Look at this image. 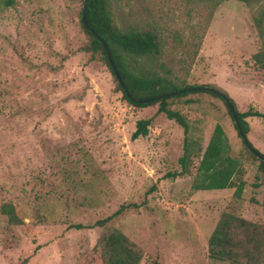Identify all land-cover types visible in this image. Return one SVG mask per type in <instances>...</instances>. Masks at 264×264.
<instances>
[{
  "label": "rangeland",
  "instance_id": "rangeland-1",
  "mask_svg": "<svg viewBox=\"0 0 264 264\" xmlns=\"http://www.w3.org/2000/svg\"><path fill=\"white\" fill-rule=\"evenodd\" d=\"M81 0H14L0 5V203L23 218L0 212V264H99L101 226H88L120 205L112 220L143 248L138 264H236L209 256L208 241L221 214L232 210L264 222L258 160L237 133L225 101L206 90L169 99L189 122L193 145L205 147L216 123L246 183L192 188L199 155L181 169L184 130L159 103L128 101L99 54L81 49L88 39ZM111 0L121 27L158 35L159 51L146 68L180 85L225 88L239 110L264 111V68L252 55L261 48L253 20L256 5L221 0ZM149 131L132 138L136 119ZM248 138L264 151V117L247 116ZM74 223L86 226L76 227Z\"/></svg>",
  "mask_w": 264,
  "mask_h": 264
},
{
  "label": "trees",
  "instance_id": "trees-1",
  "mask_svg": "<svg viewBox=\"0 0 264 264\" xmlns=\"http://www.w3.org/2000/svg\"><path fill=\"white\" fill-rule=\"evenodd\" d=\"M212 12L216 9L221 0H209ZM248 5H256L253 13V20L258 35L261 39V48L252 57L259 68H264V0H240ZM14 0H0V5L13 4ZM80 22L88 35V39L81 45V49L89 52L90 58L99 54L115 76L113 68L106 56L104 41L110 49V55L114 65L121 75L125 87L120 83L117 76L118 87L123 91L124 97L140 106L152 103H159V110L164 111L170 118L183 126L184 130V152L180 156L181 169L171 174L189 173L191 171L192 158L199 155V163L193 177L192 188H227L235 187L233 194L240 196L245 186L243 175L246 171L245 165L239 156L233 155L232 146L228 136L220 123H216L205 147L194 146L190 139L189 122L187 117L179 110L170 106L169 99L186 95L192 91L206 90L221 97L228 106L232 117L233 113L228 105L226 97L235 106L239 121L235 123L237 133L243 140L247 151L258 160L259 184L262 188V201L264 205V151L256 147L248 138L249 123L247 116L258 115L264 117V111L254 106L246 110H239L235 99L229 92L218 85L206 82L180 85L177 79L166 73H159L154 69L146 68L143 59L153 52L159 51L158 35L150 30L140 29L138 25L130 24L121 27L111 9V0H87L85 12L83 13L81 0ZM84 17L87 23L84 21ZM94 29V31L91 30ZM194 87V88H193ZM210 87L221 91L218 93ZM184 89L177 94H161ZM157 96V97H154ZM154 97L151 100L142 102L141 98ZM151 118L136 119L135 128L131 137L144 136L149 131ZM251 147H249V145ZM120 205L113 213L98 218L88 226H101L102 230L97 239V259L99 264H138L143 255V248L128 236L123 230L115 226L112 220L124 209ZM0 212L6 215L7 220L13 224H20L23 218L16 212L14 204L10 201L0 203ZM76 227L86 226L83 223H74ZM209 256L215 259L228 260L236 264H264V222L254 221L245 218L232 210L222 212L215 228L208 241ZM18 264H26L23 258ZM156 264V261H153Z\"/></svg>",
  "mask_w": 264,
  "mask_h": 264
},
{
  "label": "water",
  "instance_id": "water-1",
  "mask_svg": "<svg viewBox=\"0 0 264 264\" xmlns=\"http://www.w3.org/2000/svg\"><path fill=\"white\" fill-rule=\"evenodd\" d=\"M86 1H87V0H83V6H82L83 13L85 12V4H86ZM84 21L87 23V20H86L85 17H84ZM91 30L94 31L93 28H91ZM104 45H105V48H106V51H107V52H106L107 59H108L109 63L111 64L112 68H113L114 74H115V76H117V78H118V80L120 81V83L125 87V83H124V81H123L121 75H119V73H118V71H117V69H116V67H115V65H114V62H113V60H112V58H111V55H110V52H111V51H110V49H109V47H108V45H107V43H106L105 41H104ZM193 88H194V87H193ZM210 88H211L213 91H216V92H218V93H221V91L218 90V89L215 88V87H210ZM182 91H184V89H181V90H175V91H172V92H167V93L161 94V95H159V96H165V95H168V94H172V95H174V94H177L178 92H182ZM154 97H157V96H154ZM154 97L141 98L140 100H141L142 102H146V101H148V100H151V99L154 98ZM225 99L227 100L228 105H229V107H230V109H231V111H232V113H233V116H234V119H235V123H238V121H239V117H238V113H237V111H236V109H235V106L232 104V102L229 100L228 97H226ZM248 145H249V147H251L250 144H248ZM258 155L264 157V156L261 155V154H258Z\"/></svg>",
  "mask_w": 264,
  "mask_h": 264
}]
</instances>
